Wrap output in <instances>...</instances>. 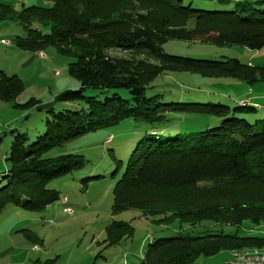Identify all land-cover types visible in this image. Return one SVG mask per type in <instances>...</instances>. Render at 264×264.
Returning a JSON list of instances; mask_svg holds the SVG:
<instances>
[{
  "label": "trees",
  "instance_id": "1",
  "mask_svg": "<svg viewBox=\"0 0 264 264\" xmlns=\"http://www.w3.org/2000/svg\"><path fill=\"white\" fill-rule=\"evenodd\" d=\"M50 7H26L15 13L0 0V20L11 19L33 36L15 44L41 53L56 46L74 58L69 74L80 88L56 97L58 103L83 104L84 109L52 114L43 133L32 141L26 134L13 137L9 168L0 180V214L8 207L42 213L59 201L47 183L80 170L81 156L44 158L51 149L88 132L117 126L129 120L140 125L130 159L114 190V212L137 210L154 225L201 228L200 234L153 238L140 264H193L243 247L263 248L259 238L214 233L204 225L240 227L264 225V116L248 100L230 108L200 103L184 96L169 83L170 75L229 78L248 86L264 83V68L237 59L200 60L174 56L163 46L179 39V19L192 18L209 27L217 47L238 45L252 51L264 48V0H154L167 5L166 17L150 16L133 5L139 0H47ZM126 5H130L127 7ZM37 24L32 28L33 24ZM41 28H48L42 33ZM205 36V35H204ZM125 52L129 57L111 55ZM155 62V64L153 63ZM93 91L113 93L103 101L86 97ZM176 90L179 94H172ZM23 86L0 71V101H14ZM27 106L37 103L28 101ZM19 106V105H17ZM219 186H206V182ZM205 182L198 186L200 183ZM241 186L238 192L232 186ZM110 246L130 239L133 228L123 222L111 225ZM114 229V230H112ZM51 261L35 264H51Z\"/></svg>",
  "mask_w": 264,
  "mask_h": 264
},
{
  "label": "rangeland",
  "instance_id": "2",
  "mask_svg": "<svg viewBox=\"0 0 264 264\" xmlns=\"http://www.w3.org/2000/svg\"><path fill=\"white\" fill-rule=\"evenodd\" d=\"M198 1V0H195ZM257 1V0H251ZM261 1V0H260ZM11 11L19 13L26 7H50L47 0H2ZM133 5L136 9L154 17H166L171 12L167 5L154 0H139ZM129 7L130 5H126ZM177 30L179 39L163 46L165 53L200 60L222 61L237 59L244 65L264 68V48L252 51L246 47L231 45L217 47L212 42L214 33L209 27L192 18L179 19ZM37 24H33L32 28ZM47 33L48 28H41ZM33 36L11 19L0 20V71L8 77H17L23 86L21 95L14 101H0V180L7 171L10 146L17 134H26L32 141L40 136L46 121L51 118L48 112L60 115L66 111L84 109L83 104H63L56 97L65 91L80 88L79 81L73 78L68 67L74 58L62 54L56 46H45L39 53L20 49L17 38ZM205 35V36H204ZM111 55L128 58L125 52L115 51ZM155 64V62H153ZM54 73L58 75L55 76ZM166 82L176 89L184 99L198 102H211L230 108L248 100L262 108L264 115V83L254 86L242 84L233 79H204L199 76L183 77L170 75L157 81ZM176 90L172 94L179 95ZM117 93L126 97L124 91L108 92L88 90L86 97L103 101ZM251 93V94H250ZM36 106H27L28 101ZM19 105V106H17ZM264 117V116H261ZM143 128L129 120L117 126L101 128L85 133L66 144L51 149L44 158L60 155L81 156L84 166L71 174L53 179L47 188L57 192L59 201L36 214L20 207L5 208L0 214V264H35L36 261H51V264H140L151 239L169 238L178 234H200L202 226L180 225L177 221L165 226L154 225L143 218L140 211L114 212V190L120 181L130 159L136 141ZM223 180L206 182V186H219ZM205 182L200 183L198 186ZM233 191L241 186L234 184ZM64 198L65 204L60 200ZM73 211L68 216L64 209ZM123 222L133 228L130 239H123L110 246L107 237L112 224ZM207 230L237 235L240 238H259L264 233V225L254 227L244 222L240 227H220L206 224ZM114 230V229H112ZM264 252V247L262 248ZM228 257L227 251L210 257L199 256L193 264H222Z\"/></svg>",
  "mask_w": 264,
  "mask_h": 264
},
{
  "label": "built area",
  "instance_id": "3",
  "mask_svg": "<svg viewBox=\"0 0 264 264\" xmlns=\"http://www.w3.org/2000/svg\"><path fill=\"white\" fill-rule=\"evenodd\" d=\"M1 44L5 46H9L10 44L4 41H1ZM56 76V73H54ZM64 199V198H62ZM61 199V200H62ZM64 212L68 216L73 215V211L70 209H64ZM223 264H264V258H256V257H241V256H236V257H229L228 259H225L223 261Z\"/></svg>",
  "mask_w": 264,
  "mask_h": 264
},
{
  "label": "bare ground",
  "instance_id": "4",
  "mask_svg": "<svg viewBox=\"0 0 264 264\" xmlns=\"http://www.w3.org/2000/svg\"><path fill=\"white\" fill-rule=\"evenodd\" d=\"M39 57H43L41 53H39ZM56 75H58L56 73ZM65 199L60 200L61 204H65ZM69 209V208H65ZM236 256H241V257H256V258H264V252L261 248H249V247H243L240 249H234L228 252V259L229 257H236Z\"/></svg>",
  "mask_w": 264,
  "mask_h": 264
},
{
  "label": "crops",
  "instance_id": "5",
  "mask_svg": "<svg viewBox=\"0 0 264 264\" xmlns=\"http://www.w3.org/2000/svg\"><path fill=\"white\" fill-rule=\"evenodd\" d=\"M3 41V40H2ZM1 42V41H0ZM42 54V53H41ZM39 56V55H38ZM251 94V93H250ZM262 249V248H261ZM263 250V249H262ZM228 253V252H227ZM223 264V263H222Z\"/></svg>",
  "mask_w": 264,
  "mask_h": 264
}]
</instances>
